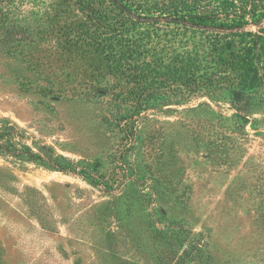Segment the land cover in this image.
Here are the masks:
<instances>
[{
  "label": "rangeland",
  "instance_id": "374dc122",
  "mask_svg": "<svg viewBox=\"0 0 264 264\" xmlns=\"http://www.w3.org/2000/svg\"><path fill=\"white\" fill-rule=\"evenodd\" d=\"M51 2L8 8L39 35ZM51 41L0 51V264H264V90L248 123L221 90L129 127Z\"/></svg>",
  "mask_w": 264,
  "mask_h": 264
},
{
  "label": "trees",
  "instance_id": "16d2710c",
  "mask_svg": "<svg viewBox=\"0 0 264 264\" xmlns=\"http://www.w3.org/2000/svg\"><path fill=\"white\" fill-rule=\"evenodd\" d=\"M14 1L0 0V51L22 55L55 36V60L85 68L98 88L86 96H109L118 124L221 90L248 123L264 90V0H52L58 28L39 35L8 8Z\"/></svg>",
  "mask_w": 264,
  "mask_h": 264
}]
</instances>
